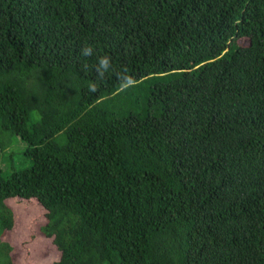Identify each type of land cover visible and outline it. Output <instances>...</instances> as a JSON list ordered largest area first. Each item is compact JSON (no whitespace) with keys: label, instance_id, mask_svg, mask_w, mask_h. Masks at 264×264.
<instances>
[{"label":"trees","instance_id":"1","mask_svg":"<svg viewBox=\"0 0 264 264\" xmlns=\"http://www.w3.org/2000/svg\"><path fill=\"white\" fill-rule=\"evenodd\" d=\"M14 136L0 264L33 200L48 264H264V0H0Z\"/></svg>","mask_w":264,"mask_h":264},{"label":"rangeland","instance_id":"2","mask_svg":"<svg viewBox=\"0 0 264 264\" xmlns=\"http://www.w3.org/2000/svg\"><path fill=\"white\" fill-rule=\"evenodd\" d=\"M241 43H246L244 39ZM26 144L14 136L13 143L0 151V169L5 173L29 167L31 159L24 154ZM14 207V224L11 230L4 232L2 238L13 245V264H48L57 259V252L49 240L40 234L44 223L42 208L33 200L16 201Z\"/></svg>","mask_w":264,"mask_h":264},{"label":"clouds","instance_id":"3","mask_svg":"<svg viewBox=\"0 0 264 264\" xmlns=\"http://www.w3.org/2000/svg\"><path fill=\"white\" fill-rule=\"evenodd\" d=\"M102 63L106 65L107 64V61L106 60L105 61H102ZM93 90H95V89L93 88Z\"/></svg>","mask_w":264,"mask_h":264}]
</instances>
